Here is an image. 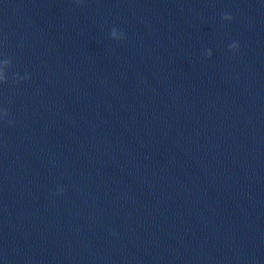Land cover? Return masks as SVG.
<instances>
[{"label":"water","instance_id":"water-1","mask_svg":"<svg viewBox=\"0 0 264 264\" xmlns=\"http://www.w3.org/2000/svg\"><path fill=\"white\" fill-rule=\"evenodd\" d=\"M0 264H264V0H0Z\"/></svg>","mask_w":264,"mask_h":264},{"label":"clouds","instance_id":"clouds-1","mask_svg":"<svg viewBox=\"0 0 264 264\" xmlns=\"http://www.w3.org/2000/svg\"><path fill=\"white\" fill-rule=\"evenodd\" d=\"M222 18L231 19V16H230V15H227V14H225V15H223V16H222Z\"/></svg>","mask_w":264,"mask_h":264}]
</instances>
